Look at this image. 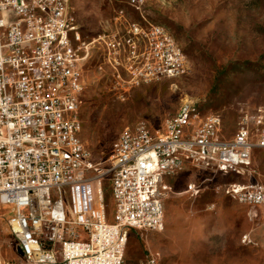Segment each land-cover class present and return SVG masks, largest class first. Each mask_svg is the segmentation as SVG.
<instances>
[{
	"label": "built area",
	"instance_id": "2783aa9c",
	"mask_svg": "<svg viewBox=\"0 0 264 264\" xmlns=\"http://www.w3.org/2000/svg\"><path fill=\"white\" fill-rule=\"evenodd\" d=\"M127 1L140 21L117 11L115 27L94 39L105 62L135 83L181 75L186 59L175 38L146 20L145 0ZM88 46L67 0H0V211L9 213L20 264H125L129 230L164 228L168 177L187 165L249 176L253 149L264 148L262 113L244 112L227 139L217 115L199 117L196 102L185 100L156 134L143 124L122 131L108 168L98 169L78 114ZM220 189L251 205L255 228L264 227V184ZM187 190L196 196L201 186ZM242 242L254 244L248 235Z\"/></svg>",
	"mask_w": 264,
	"mask_h": 264
},
{
	"label": "rangeland",
	"instance_id": "374dc122",
	"mask_svg": "<svg viewBox=\"0 0 264 264\" xmlns=\"http://www.w3.org/2000/svg\"><path fill=\"white\" fill-rule=\"evenodd\" d=\"M67 3L82 41L89 44L81 62L78 114L82 142L98 169L108 168L122 131L143 124L156 134L185 100L196 102L199 117L217 115L227 139L236 133L244 112L264 115V0H145L144 17L175 38L186 62L179 76L139 83L126 73L118 77L105 62L102 45L94 41L118 23L119 9L134 21H140L138 12L127 0ZM251 157L257 182L264 184V148L253 149ZM234 178L197 169L168 177L164 228L129 230L125 264H264L261 237L254 239L256 245L242 242V232L250 226L247 207L214 190ZM194 183L203 187L197 196L186 191ZM102 185L111 219L108 175ZM8 216L0 211V264H20Z\"/></svg>",
	"mask_w": 264,
	"mask_h": 264
},
{
	"label": "crops",
	"instance_id": "0c3cea01",
	"mask_svg": "<svg viewBox=\"0 0 264 264\" xmlns=\"http://www.w3.org/2000/svg\"><path fill=\"white\" fill-rule=\"evenodd\" d=\"M114 27L115 26H113L112 28L109 27L108 30L113 29ZM193 169L194 170H196V169L197 170H204V169H200V168H195V167L190 166V165H187L183 170L186 171V170H193ZM204 171H211V170H204ZM212 172H214V171H212ZM229 176H232V177L234 176L235 177L234 180L229 181V182H224V183H221V184H217V185L214 186V190L215 191H221L222 193H224L220 189V187H222V185H225V184H228V183H238L239 184V183H244V182H248V181L257 182V179H256V177L254 175V169H253L252 175H249V176H236V175H232V174L229 175ZM195 185H199V184H195ZM199 186H201V185H199ZM186 191H187V193H189L187 188H186ZM202 191H203V187L201 186V190H200L199 194L202 193ZM199 194H197V195H199ZM239 203H241V202H239ZM242 204L247 207L246 216H247L248 221L250 222V226L244 232H242V239H243L244 236L248 235V238H251L253 240V242H254L253 245H256L257 243L255 242L254 239L256 237L260 236L261 239H262V242H264V227L255 228V226H254V219H253V215H252V212L254 211V208L251 205L244 204V203H242ZM138 232H141V231H138ZM141 233H143V232H141Z\"/></svg>",
	"mask_w": 264,
	"mask_h": 264
},
{
	"label": "bare ground",
	"instance_id": "6f19581e",
	"mask_svg": "<svg viewBox=\"0 0 264 264\" xmlns=\"http://www.w3.org/2000/svg\"><path fill=\"white\" fill-rule=\"evenodd\" d=\"M129 2V1H128ZM129 5L132 7V8H135V4L129 2Z\"/></svg>",
	"mask_w": 264,
	"mask_h": 264
}]
</instances>
